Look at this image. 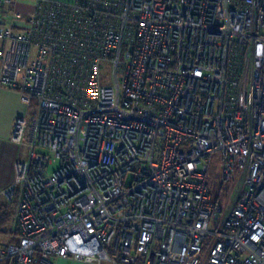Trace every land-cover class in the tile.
Returning <instances> with one entry per match:
<instances>
[{"label":"built area","instance_id":"obj_1","mask_svg":"<svg viewBox=\"0 0 264 264\" xmlns=\"http://www.w3.org/2000/svg\"><path fill=\"white\" fill-rule=\"evenodd\" d=\"M19 2L0 0V87L37 112L13 125L0 262L264 264V0H34L24 30Z\"/></svg>","mask_w":264,"mask_h":264},{"label":"crops","instance_id":"obj_2","mask_svg":"<svg viewBox=\"0 0 264 264\" xmlns=\"http://www.w3.org/2000/svg\"><path fill=\"white\" fill-rule=\"evenodd\" d=\"M34 11V0L8 4L5 7V21L14 28L24 30L28 26V19ZM35 100L25 97L20 92L0 87V197L3 190L16 181V163L29 154L25 144L12 140V130L17 117H24L28 125L36 116ZM28 136V133L26 134ZM4 203H0V207ZM56 264H95L71 258H58ZM105 264V263H103Z\"/></svg>","mask_w":264,"mask_h":264},{"label":"rangeland","instance_id":"obj_3","mask_svg":"<svg viewBox=\"0 0 264 264\" xmlns=\"http://www.w3.org/2000/svg\"><path fill=\"white\" fill-rule=\"evenodd\" d=\"M130 30V27L128 28V31ZM132 34L127 33L126 37H125V42L123 45V56L122 59H125V53L128 51L129 47L132 44ZM102 79L104 83H109L111 81H113V76H112V69L109 63L104 62L102 64ZM235 81V78H234ZM27 138V137H26ZM221 160H222V154L220 152H216L213 155V162L210 168V193L212 196V201L213 202H217L219 204H221L225 210H228V208L232 205V201H234L238 195V191L240 189V183L236 186L233 187L232 189V193L230 194V190H231V185H224L222 183L221 180V169H220V165H221ZM57 165L55 166H51L50 169L55 168ZM128 183L131 182V177H128L127 180ZM229 202V203H228ZM0 203H4V204H8V205H12V203H10L9 201H7L3 196L0 197ZM225 203H227L225 205ZM15 210V207H14ZM15 214V212H14ZM223 214L220 215V217L218 219H215L214 222H218V220L222 217ZM14 217V215H13ZM12 223V222H11ZM12 227V224H11ZM12 235H8V234H0V243L1 242H12ZM0 264H7V262H0ZM105 264H109L108 262H106ZM119 264H125V263H119ZM139 264V263H137Z\"/></svg>","mask_w":264,"mask_h":264},{"label":"trees","instance_id":"obj_4","mask_svg":"<svg viewBox=\"0 0 264 264\" xmlns=\"http://www.w3.org/2000/svg\"><path fill=\"white\" fill-rule=\"evenodd\" d=\"M36 105V102H35ZM16 202H13L12 205L3 204L0 207V234L12 235L11 222L14 215V207ZM13 241H17V237L12 235Z\"/></svg>","mask_w":264,"mask_h":264}]
</instances>
